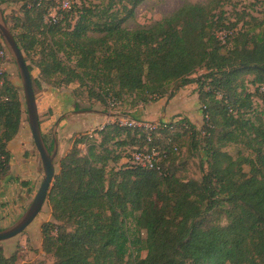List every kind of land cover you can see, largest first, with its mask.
<instances>
[{
  "label": "trees",
  "instance_id": "trees-1",
  "mask_svg": "<svg viewBox=\"0 0 264 264\" xmlns=\"http://www.w3.org/2000/svg\"><path fill=\"white\" fill-rule=\"evenodd\" d=\"M56 1L27 0L22 31L8 26L22 54L38 47L41 78H54L55 88L77 84L100 104L111 92L117 100L127 95L137 108L196 85L203 133L180 118L159 121L149 141L142 130L115 124L75 138L47 194L51 220L40 228L43 255L53 264H264V11L238 28L244 17L227 21L229 0L185 3L130 30L125 23L148 0H81L51 24ZM248 85L256 86L253 92ZM23 114L19 91L3 71L0 182L9 174L7 146ZM201 134L207 171L199 182L180 180L171 167L181 139L191 138L196 150ZM127 140L128 147L157 151L159 168H116ZM229 146L248 155L233 157L224 151ZM16 263V252L5 256L0 243V264Z\"/></svg>",
  "mask_w": 264,
  "mask_h": 264
},
{
  "label": "rangeland",
  "instance_id": "rangeland-1",
  "mask_svg": "<svg viewBox=\"0 0 264 264\" xmlns=\"http://www.w3.org/2000/svg\"><path fill=\"white\" fill-rule=\"evenodd\" d=\"M81 0H71L72 5H79ZM88 3L98 4L99 0H87ZM209 0H148L141 5H139L134 12L133 19L128 20L125 23V27L127 29H134L137 27H147L155 22L162 20L165 17L170 16L175 11L180 9L185 3H201L205 4ZM27 0H7V2L0 7L5 19L7 20V24L10 30L18 34L22 31V12L24 7L26 6ZM72 7V6H71ZM224 11L227 17V21L229 23H236L238 17H244L243 22L237 24L238 28L242 23H248L250 17L260 18L261 13L264 11V0H229L227 1V5L224 7ZM232 30V29H230ZM235 33V31L233 32ZM230 37L232 33H227ZM219 36L224 38V34H220ZM37 39H40L39 37ZM1 40V39H0ZM2 42V41H1ZM224 49L230 47L228 40L223 43ZM38 47H36L33 51L28 54H23L24 58H26V64L30 65L32 68L30 75L32 79V86L35 94L36 105L38 110L39 122L41 127V132L43 138L46 140L47 146L51 147L52 142V127L55 121L62 115L70 112H81L75 114L73 116H68L60 121L58 129H57V141H58V151L57 155L54 159L55 166V174L59 171V162L60 160L68 153V151L72 147V143L75 138L79 135H83L86 133H90L92 131H98V128L101 125H105V128L109 125H114L112 118H114L117 113H125L127 115H135L137 114V106L134 107L131 104V98L125 95L122 99H115L114 94L111 92L107 96H105V103L100 104L96 101L90 100L87 97L86 92L83 89L78 88L77 84H72L69 86H64L60 88L53 87V79L50 81H46V79L41 78L39 69L37 68V63L39 61L38 55ZM3 71L6 76L10 80V82L18 89L19 95L21 98V103L23 109H25V101L23 97V91L21 86V81L17 72L16 65L12 60L10 54L6 60H3ZM203 72L198 71L192 79L199 77ZM246 81H250L253 79V76H245ZM192 86V85H191ZM195 86H192V89ZM255 85H248V91L253 92L255 89ZM193 91H189L188 94L191 96ZM115 100L121 102V106L111 107V101ZM193 100L190 99L189 102V112H187L188 117L192 120L197 130L200 133L202 131V115L200 111V107L197 108V105H193ZM76 109L75 111L73 109ZM135 109L136 112H135ZM83 111H96V113H82ZM161 113V111H160ZM108 115H114L112 118ZM147 116L150 119H156L157 116L152 111ZM180 114H173L170 117L167 116L166 119H158L164 123H169L172 121H177L180 119ZM23 122L24 126L28 127L27 115L23 114ZM129 117V116H127ZM139 118V115H137ZM141 118V116H140ZM141 121L147 122H155L151 120H145L141 118ZM147 119V118H146ZM198 121V122H197ZM116 125V124H115ZM182 143L181 151L178 155L175 156L174 165L171 167V170L174 172L175 176L183 181H200L202 175L207 171V164L204 154L201 149L204 148V140L202 138V134L200 135V139L197 140L196 150H192V142L191 138L187 136L184 137ZM129 142L127 140V145L122 149L121 157L122 160L116 165V168H119L123 165V161L126 158L128 151L134 146L128 147ZM85 146V145H84ZM83 145L79 146L81 154H84L85 147ZM199 149V150H198ZM198 150V151H197ZM224 151L228 152L231 156L236 157L238 153L243 155H248L246 149L240 146H229L224 149ZM118 152V151H117ZM32 154V158H34L35 167L33 164L31 166L24 165L20 167L23 171H19L18 180H21L23 177L22 184L19 183L18 189H26L27 183L32 184V188L30 190V197L28 201L24 203L22 207L15 211L12 209L8 212L6 216H0V228L4 229L12 225L28 208L30 203L32 202L41 182L43 176V169L40 162V158L33 146L31 150L28 152ZM248 167H244V171H248ZM35 173L38 176H35ZM25 183V186H21ZM20 194V192H19ZM212 219H217V222L222 226L226 225V220L221 216L218 218V215H212ZM51 220V212L50 207L45 202L40 213L35 218V220L28 226V228L20 235L16 236L13 239L1 242V245L4 250L5 256H10L12 253L17 254V263L16 264H53V259L50 256L43 255L41 251V232L40 228L43 223H46ZM128 227L131 230H134V223L129 222ZM141 256L144 257L145 253L142 252Z\"/></svg>",
  "mask_w": 264,
  "mask_h": 264
},
{
  "label": "water",
  "instance_id": "water-1",
  "mask_svg": "<svg viewBox=\"0 0 264 264\" xmlns=\"http://www.w3.org/2000/svg\"><path fill=\"white\" fill-rule=\"evenodd\" d=\"M0 39L2 44L9 52L21 81L23 97L25 101V109L27 115V122L31 133L32 141L35 150L40 158L43 169L42 182L28 208L24 213L9 227L0 230V243L13 239L22 234L28 226L35 220L40 213L43 205L46 202L47 194L55 175L54 159L58 151L57 129L61 120L68 116H73L81 112H70L60 116L52 127V149L45 144L41 132L38 110L36 105L35 94L32 86L31 75L25 63L22 52L20 51L15 39L13 38L5 17L0 9ZM82 113H96V111H83ZM105 116L112 117L114 115L105 114Z\"/></svg>",
  "mask_w": 264,
  "mask_h": 264
},
{
  "label": "crops",
  "instance_id": "crops-1",
  "mask_svg": "<svg viewBox=\"0 0 264 264\" xmlns=\"http://www.w3.org/2000/svg\"><path fill=\"white\" fill-rule=\"evenodd\" d=\"M193 90L194 87L192 89L191 85L179 88L174 92V95L171 98H163L153 104L138 107L137 109L139 110L137 111V114L135 113V115H130V118L132 117L139 120L141 116V118L145 120L156 122L158 119L164 120L167 116L170 117L173 114H180L183 116H180V118L187 119L193 124L195 122H192L187 114V112H189L190 99L193 100V105H197V108L199 107L197 93L193 92L191 96L188 94L189 91ZM137 109H135V112ZM152 111L157 116L156 119H150L147 117L150 116L149 114ZM137 115H139V118ZM33 146L34 144L29 126L26 127V125L24 126V124H22L17 136L9 142L7 146V150L10 154V164L9 174L0 182V216H6L12 209L18 211V209L22 207L26 201H28V198L31 195L30 190L32 188V184L27 183L26 189L21 188L17 191L19 183L22 184V181L25 179H23V177L21 180L16 178L19 176L18 172L23 171L20 167L24 165L31 166L32 164L33 167L36 166L33 160L34 158H32V154L28 153ZM35 176H38V174L35 173ZM25 185L26 184L23 183L21 186Z\"/></svg>",
  "mask_w": 264,
  "mask_h": 264
},
{
  "label": "built area",
  "instance_id": "built-area-1",
  "mask_svg": "<svg viewBox=\"0 0 264 264\" xmlns=\"http://www.w3.org/2000/svg\"><path fill=\"white\" fill-rule=\"evenodd\" d=\"M57 6L49 13L47 22L55 24L62 19L63 13L70 10L71 0H57ZM9 57V52L2 44L0 47V74L3 72V60ZM259 92L264 96V86L259 89ZM111 107H119L120 102L112 100ZM114 119V120H113ZM113 123L127 128L139 129L146 133V138L149 141L153 134L158 130L159 123L136 120L127 116H115L112 118ZM105 125H101L98 131H102ZM93 132V131H92ZM90 132V133H92ZM159 155L155 150L147 151L146 149L133 148L128 151L123 165L130 167H141L147 169H158Z\"/></svg>",
  "mask_w": 264,
  "mask_h": 264
}]
</instances>
